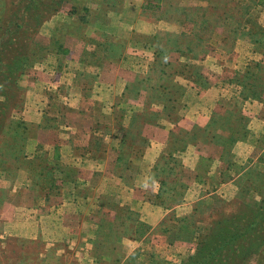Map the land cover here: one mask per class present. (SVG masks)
Returning <instances> with one entry per match:
<instances>
[{
  "label": "rangeland",
  "instance_id": "obj_1",
  "mask_svg": "<svg viewBox=\"0 0 264 264\" xmlns=\"http://www.w3.org/2000/svg\"><path fill=\"white\" fill-rule=\"evenodd\" d=\"M110 108L127 139L106 167L153 204L120 209L142 233L130 255L116 241L119 256L79 262L264 264V0H0V264L73 261L65 218L34 204L69 196L64 164L102 153L84 132ZM98 171L78 189L84 206L134 196ZM165 210L152 231L132 221Z\"/></svg>",
  "mask_w": 264,
  "mask_h": 264
},
{
  "label": "crops",
  "instance_id": "obj_2",
  "mask_svg": "<svg viewBox=\"0 0 264 264\" xmlns=\"http://www.w3.org/2000/svg\"><path fill=\"white\" fill-rule=\"evenodd\" d=\"M110 116L114 115V109L110 108ZM51 110V107H46L45 111L43 112L44 115L46 112H49ZM44 115L42 117L44 118ZM115 116V115H114ZM112 118V121L109 122H102L99 127H96L94 129H91L90 131H85L84 134L87 132L88 136L91 135H99L101 136L100 143L102 145V153H99L98 156L93 159L92 154L90 151H82L80 154L74 155L73 160H66L64 166L66 167V170L68 174H71L70 177V190L69 196H65L64 201H62L60 204L57 205H52V200L47 201L48 199L44 198L41 200V202L37 205V203L34 204L36 208H38V217L40 216L41 218L44 217L42 214L43 212L45 214H50L56 212V216L58 217H64L65 220L67 221L66 223V241L68 244L66 245V255L67 257H72L70 258L71 261L70 264H74V261L77 264H82L80 262L82 259V256L84 257L86 254L89 256H100V257H105V256H119L121 254L120 252V246L116 241L120 242V245L122 246L125 254L128 256L130 255L136 248H137V241L140 239L142 236V233L138 235L137 233L135 234L130 230V224L131 221L123 217L121 215L120 209H128L131 211L136 212V207L133 206L134 203H136L138 200L144 202L145 200H148L150 203L149 205H152L153 203L151 202L153 195L149 192L142 191L140 194H134L135 189H138V184L134 182L133 184H128L127 182L123 183L121 182V178H119V175L122 174V172H111L108 170V166L110 165V158L109 155L112 154L111 159L114 160L112 163H115V161L119 164L122 160V156L124 157V145L126 143L127 137L123 134H125V130L122 134V132L119 130L121 127H119L118 130L116 126H114V117ZM41 117V118H42ZM55 121L56 117L54 119H50ZM112 123V124H111ZM106 124V125H105ZM107 127H110L111 131H106ZM51 128V127H50ZM114 132V134H113ZM106 134V135H105ZM170 134V132H169ZM115 135H118V139L116 138ZM75 139V137H73ZM83 141H85V145L89 147L91 142H97L95 137H89V138H81ZM115 139H117V143L115 142ZM79 140V139H76ZM75 140V141H76ZM130 141V140H129ZM71 143H74V141L70 140ZM132 142V141H131ZM157 142H161L158 138L156 139H150V141L146 144L144 147L143 151L140 152V154H144L146 157L148 154L153 153V151H157ZM164 143V142H161ZM137 148V147H136ZM96 150V149H95ZM97 151V150H96ZM162 151V150H161ZM160 151V152H161ZM136 152V151H132ZM145 157V158H146ZM96 161V165L92 166L91 163L92 161ZM101 165L103 167L101 168ZM136 159L130 157V159L127 162V167L125 168L126 170L124 171V176H131V175H136L138 171V168L136 167ZM57 165L55 169V174L57 171ZM107 168V169H106ZM98 170H100L101 175H107L109 177H113L112 180L115 181L118 184L119 187H124L127 191H130V193H133L134 196H128V201H125L127 197L123 196V199L115 201V199L110 200V203L108 205H104L101 203L100 200H98V197L94 199L96 202H92L91 206L88 205H83L85 202L84 200L80 199L77 195L78 189L79 188H84L87 189V183L92 180L93 176H91V173L94 175L98 174ZM108 170V171H107ZM82 172V173H81ZM102 172V173H101ZM153 172V166L152 164L148 167L146 174H152ZM79 173V174H78ZM118 173V174H117ZM53 174V173H52ZM76 175V176H73ZM54 175V174H53ZM123 185H122V184ZM103 186V184L101 183ZM94 190L98 192V188L95 186ZM115 190V189H114ZM47 191V190H46ZM97 196L99 193H97ZM120 192V191H119ZM116 192V193H119ZM125 198V199H124ZM93 199V197H92ZM153 201V200H152ZM84 202V203H83ZM96 203V205H95ZM121 203L123 205H121ZM88 204V203H87ZM119 207V211L118 208ZM141 207V206H140ZM47 209V212L43 211ZM100 209L101 212H98L99 215H91L88 214L89 210L91 211H97ZM143 209H139V211ZM167 210L160 214L159 216H152L149 215L148 218H139V221H133L139 222V223H144L148 224L150 226V231H152L155 227H157L162 220L166 217ZM90 222V223H88ZM121 220H123L125 223L122 225ZM123 226V231H121L120 226ZM112 227V231H107L105 230L106 228ZM106 234V235H105ZM144 238V237H143ZM142 238V239H143ZM103 243H100V241H104ZM101 246H105L106 249L103 247L102 249ZM69 249V250H68ZM100 249V250H99ZM124 254V255H125ZM78 260V261H77ZM80 261V262H79Z\"/></svg>",
  "mask_w": 264,
  "mask_h": 264
},
{
  "label": "trees",
  "instance_id": "obj_3",
  "mask_svg": "<svg viewBox=\"0 0 264 264\" xmlns=\"http://www.w3.org/2000/svg\"><path fill=\"white\" fill-rule=\"evenodd\" d=\"M19 62H20L19 60H14L12 63H7L6 65H7V66H9V65H10V66H11V65H12V66H15V65H18L17 63H19ZM10 73H12V71H10Z\"/></svg>",
  "mask_w": 264,
  "mask_h": 264
}]
</instances>
